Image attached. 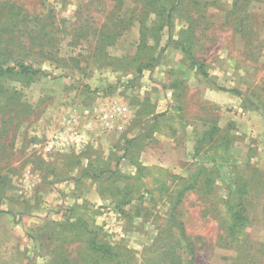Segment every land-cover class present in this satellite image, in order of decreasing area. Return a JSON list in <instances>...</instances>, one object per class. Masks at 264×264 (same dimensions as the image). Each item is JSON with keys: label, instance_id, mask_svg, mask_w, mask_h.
<instances>
[{"label": "rangeland", "instance_id": "obj_1", "mask_svg": "<svg viewBox=\"0 0 264 264\" xmlns=\"http://www.w3.org/2000/svg\"><path fill=\"white\" fill-rule=\"evenodd\" d=\"M0 264H264V0H0Z\"/></svg>", "mask_w": 264, "mask_h": 264}, {"label": "trees", "instance_id": "obj_2", "mask_svg": "<svg viewBox=\"0 0 264 264\" xmlns=\"http://www.w3.org/2000/svg\"><path fill=\"white\" fill-rule=\"evenodd\" d=\"M8 56L6 57L8 60H11L12 63L16 64L20 69H25L27 66L22 64V62H19V60H16L15 57L10 56L11 54L8 53ZM192 60V59H191ZM192 63L197 64V62L192 60ZM142 67H139L137 70L139 71ZM12 67H7L5 70L9 71ZM204 169V168H203ZM205 170V169H204ZM187 189L193 188L192 184H189L186 186ZM185 189V188H184ZM186 190V189H185ZM239 191V190H238ZM241 192V191H240ZM231 201V199H230ZM178 202V201H176ZM234 203V202H233ZM228 204V211L230 214V235H234L235 231L232 229L233 227H241L245 221L247 220V216L244 214V205L242 203V200L238 196L237 202L234 203V205ZM234 206V209L232 207ZM83 224V223H82ZM90 245L94 250H102L104 252H108V245L104 243H98L94 239L90 241Z\"/></svg>", "mask_w": 264, "mask_h": 264}, {"label": "crops", "instance_id": "obj_3", "mask_svg": "<svg viewBox=\"0 0 264 264\" xmlns=\"http://www.w3.org/2000/svg\"><path fill=\"white\" fill-rule=\"evenodd\" d=\"M220 94H222V95H224V96H226V97H228L229 99H232V97H231V95L229 94V93H226V92H219V94H215V97L217 98V97H219L220 96ZM224 100H226L227 101V99H224ZM224 102V103H227V102ZM148 118H149V116H147ZM140 134V132H139V130H133V131H131V137H136V136H138ZM159 160V159H158ZM77 165V164H76ZM79 167L78 166H75V164H74V166H72L71 167V169H70V175L72 174V173H76V171H77V169H78ZM73 176H75L74 174H72V176H70V177H72V179H70V180H67V181H65V182H62V183H55L54 184V187H56L55 189H60L61 187H63L62 185L64 184H68V187H70V188H68V190L70 189L71 190V193H75V190H76V188H75V184H76V182L77 181H75V180H78V179H74L73 178ZM81 180H83V181H85V178L84 179H82L81 178ZM74 184V185H73ZM77 191V190H76ZM74 196V198L77 200V201H79V202H83V203H86L87 202V197H86V194L85 193H82V194H78L77 192H76V194H74L73 195ZM104 199V197H100L99 196V198H98V200L99 201H104L103 200Z\"/></svg>", "mask_w": 264, "mask_h": 264}]
</instances>
